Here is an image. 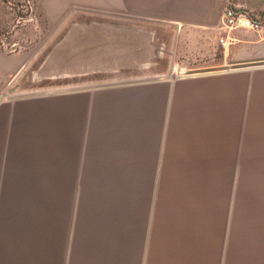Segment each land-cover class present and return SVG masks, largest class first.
Segmentation results:
<instances>
[{"label":"crops","instance_id":"obj_1","mask_svg":"<svg viewBox=\"0 0 264 264\" xmlns=\"http://www.w3.org/2000/svg\"><path fill=\"white\" fill-rule=\"evenodd\" d=\"M226 3L38 0L69 74L212 64L0 103V264H264V24L221 31Z\"/></svg>","mask_w":264,"mask_h":264},{"label":"rangeland","instance_id":"obj_2","mask_svg":"<svg viewBox=\"0 0 264 264\" xmlns=\"http://www.w3.org/2000/svg\"><path fill=\"white\" fill-rule=\"evenodd\" d=\"M37 6L38 0H0V53L13 61L7 72H0V103L21 97L66 94L85 87H117L154 79L171 80L211 70L212 59L209 58L157 59L155 66L161 74L148 73L147 60H133V72H139L134 74L126 73L130 69H122L117 60L109 58L102 61V68L92 67V70H104L105 73L69 74L74 65L70 66L69 60L62 57L66 53L61 52L66 51L67 42H53V27ZM66 35L67 31L61 38L65 39ZM218 57L216 54V59ZM180 70L185 72L181 74Z\"/></svg>","mask_w":264,"mask_h":264},{"label":"built area","instance_id":"obj_3","mask_svg":"<svg viewBox=\"0 0 264 264\" xmlns=\"http://www.w3.org/2000/svg\"><path fill=\"white\" fill-rule=\"evenodd\" d=\"M238 0H227L226 6L221 16L222 31L245 29L254 32H258L262 29L264 24V13H254L242 8L238 3ZM227 37L220 36L218 44L224 46Z\"/></svg>","mask_w":264,"mask_h":264},{"label":"water","instance_id":"obj_4","mask_svg":"<svg viewBox=\"0 0 264 264\" xmlns=\"http://www.w3.org/2000/svg\"><path fill=\"white\" fill-rule=\"evenodd\" d=\"M197 75H204V74L185 75V76L175 77V78H173L171 80H175V79H179V78H183V77L197 76ZM58 94H60V93H58ZM47 95H53V94H46V96ZM17 99H22V97L21 98H14L13 100H17Z\"/></svg>","mask_w":264,"mask_h":264}]
</instances>
